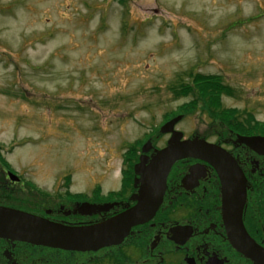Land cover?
<instances>
[{"label":"rangeland","instance_id":"rangeland-1","mask_svg":"<svg viewBox=\"0 0 264 264\" xmlns=\"http://www.w3.org/2000/svg\"><path fill=\"white\" fill-rule=\"evenodd\" d=\"M194 74L264 122V0H0V153L43 186L118 187L124 149L194 101L173 93ZM178 115L185 137L216 123Z\"/></svg>","mask_w":264,"mask_h":264},{"label":"flooded vegetation","instance_id":"flooded-vegetation-1","mask_svg":"<svg viewBox=\"0 0 264 264\" xmlns=\"http://www.w3.org/2000/svg\"><path fill=\"white\" fill-rule=\"evenodd\" d=\"M225 110L235 112L230 124L221 118L182 138L216 147L219 160L176 162L153 217L129 227L119 220L137 204L140 174L134 167L141 156L147 166L170 134L158 130L124 149L118 187L100 186L104 176L75 187L70 175L43 186L36 178L51 179L48 173L0 153V264H264V122L249 111ZM146 143L151 149L142 154ZM215 166L230 176L226 202ZM25 232L45 242L19 236Z\"/></svg>","mask_w":264,"mask_h":264},{"label":"water","instance_id":"water-1","mask_svg":"<svg viewBox=\"0 0 264 264\" xmlns=\"http://www.w3.org/2000/svg\"><path fill=\"white\" fill-rule=\"evenodd\" d=\"M181 120V116H178L169 122L165 123L160 128L161 134H170L171 137L167 143V146L160 150L154 151V155L151 158V161L146 166L144 163L145 158L143 156L140 157L139 164L135 165L134 171L140 174V179L138 183L140 184V189L138 195L136 197L137 204L136 206L126 213L123 217L120 218V222H126L127 226L136 224V223H144L149 220L157 209L159 208L163 195L166 189V179L172 168V166L185 158L191 157L195 159L205 158L210 159L216 157L219 160L220 152L216 149V147L207 144L206 142L199 140L198 138H194L192 140L182 141L183 135L179 132L174 131L175 125ZM245 141V143H249L253 140L251 139H241ZM255 140V139H254ZM151 149L150 144L146 143L142 148V154L149 152ZM223 188H224V202L231 197L230 184L228 181L230 180V176L224 170H219ZM113 228H119L117 224L112 225ZM33 235L34 241L37 242H45L43 238L40 236H36L31 232L19 233L21 237H28ZM120 235V234H116ZM52 242V240H48ZM58 245H78L72 242L58 241L53 242ZM86 245V244H84Z\"/></svg>","mask_w":264,"mask_h":264},{"label":"trees","instance_id":"trees-1","mask_svg":"<svg viewBox=\"0 0 264 264\" xmlns=\"http://www.w3.org/2000/svg\"><path fill=\"white\" fill-rule=\"evenodd\" d=\"M175 97H187L191 95L194 98L190 104L180 108L177 113L172 114L174 117L178 114L193 113L196 106L200 105L201 109L207 110L213 122L223 121L230 124V117L234 114V110H225L221 105V97L231 96L233 91L226 86L219 76H203L201 74H194L188 83L181 84L174 92ZM168 116L166 120L170 119ZM131 169V167H130Z\"/></svg>","mask_w":264,"mask_h":264}]
</instances>
